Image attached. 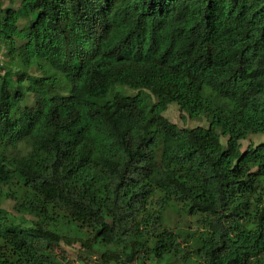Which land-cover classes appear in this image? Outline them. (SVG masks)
<instances>
[{
  "label": "trees",
  "instance_id": "16d2710c",
  "mask_svg": "<svg viewBox=\"0 0 264 264\" xmlns=\"http://www.w3.org/2000/svg\"><path fill=\"white\" fill-rule=\"evenodd\" d=\"M7 1L0 264H264V0Z\"/></svg>",
  "mask_w": 264,
  "mask_h": 264
},
{
  "label": "rangeland",
  "instance_id": "374dc122",
  "mask_svg": "<svg viewBox=\"0 0 264 264\" xmlns=\"http://www.w3.org/2000/svg\"><path fill=\"white\" fill-rule=\"evenodd\" d=\"M5 5H8V1L5 0ZM28 20H24L26 23ZM23 23V22H22ZM8 41H6V44L2 47L0 51V62H3L6 64V61L9 59V49H10V38H7ZM33 68V67H32ZM28 69V75H31L32 73H36L35 69ZM13 78L17 77L16 72L17 69L13 70ZM125 91L129 93H136L137 89L133 85H128L125 87ZM160 95L162 97H169L171 98V102L168 104L167 110L164 112V115L173 123H175L179 127H195L198 125L207 127L209 122L206 118H191L183 109L180 107L178 103L174 100L173 96L167 92V91H161ZM264 141V134L262 133H250L246 139L241 140L242 143V150L246 149L248 146L256 145ZM222 145L226 146L227 137L221 138ZM2 171H6L7 167L5 165L1 166ZM13 201L8 200L5 201L2 206L5 207L8 211H10V215L16 219L19 220L18 217L15 216V212L13 209ZM14 215V216H13ZM167 222L169 223V226L174 227L177 234L181 237L184 235L187 228L195 229L197 228L196 225H194L192 222H190L189 217H183L178 212L171 211L168 212L167 216ZM30 218V217H26ZM16 224H19L16 222ZM75 237L73 242L67 243V241H62L60 243V249L58 250L59 253H61V249L64 250L63 253H65V256L67 257V260L71 264H83L86 262L87 264H93L94 261L100 259V253L94 250L93 248H88L83 244V241H81L78 237ZM66 238V237H65Z\"/></svg>",
  "mask_w": 264,
  "mask_h": 264
}]
</instances>
